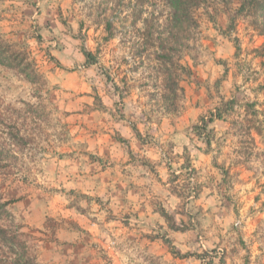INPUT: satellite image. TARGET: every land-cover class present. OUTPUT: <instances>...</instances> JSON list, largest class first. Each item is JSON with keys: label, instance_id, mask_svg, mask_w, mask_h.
I'll use <instances>...</instances> for the list:
<instances>
[{"label": "rangeland", "instance_id": "374dc122", "mask_svg": "<svg viewBox=\"0 0 264 264\" xmlns=\"http://www.w3.org/2000/svg\"><path fill=\"white\" fill-rule=\"evenodd\" d=\"M199 4L196 11L188 8L193 20L185 19L180 27L173 19L168 0H60L54 9H42L40 0H0V38L22 49L18 40L31 33L34 47L44 43L46 33L59 28L60 35L50 36L48 40L50 44H57L62 59L73 66L71 70L87 67V64H80L86 59L81 40L89 37L94 44L91 37L103 33L105 42L113 50L119 49L121 67L116 71L122 73L124 81L134 82V98L143 104L149 121L152 116L157 117L159 134H154L149 143L162 151L165 145L173 144L168 136L174 127L179 128L189 119L201 121L222 108L226 101H235L222 120L206 128L208 146L215 143L216 154L211 160L207 152L195 159L186 155L178 161L179 168L175 172H171L174 164L170 160L159 170V176L167 185L163 192L126 168L124 171L116 168L113 173L99 167L100 158L94 154H86V163L80 164L78 158H72L75 154L57 148L59 155L45 163L50 169L63 172H78L83 167L85 173H78L83 183L68 181L60 187L53 181L43 198L36 199L49 213L42 218L44 223L63 221L62 224H66L67 229L58 233L59 238L76 243L66 254L80 259L82 264H100L101 261L116 264L110 259L112 250L97 235L101 222L107 226L103 231L110 229L126 236L132 244H138L143 249L138 253L143 257V264H264V150H261L264 146V119H261L264 117V36L258 28L261 20L235 15L238 0H200ZM103 10L114 26L111 39H106L103 15H99ZM32 60L46 83L52 81L47 61L39 55ZM178 64L185 68L184 71H179ZM172 81H177L179 90L176 93L171 89ZM21 86V104H40L32 103L29 97L40 101L43 87L24 80ZM56 87L63 89L54 98L60 112L47 111L46 106L40 104V112L47 119L45 122L52 128H59L50 135L62 142L65 129L72 126L68 130L78 140L86 139L89 148L111 140V155L119 160L127 141H122L120 148L116 142L123 140L126 133L116 131L112 137L107 131L102 136L99 134L97 125L107 128L104 113L100 111L107 109L101 105L99 94L92 97V93L97 92L96 87L89 91L87 82L75 72L65 73ZM208 90H215L217 96L222 90V99L213 98ZM206 92L209 99L204 100ZM71 93L76 94L75 98ZM187 97H195L197 107L185 113L181 120L182 100ZM73 99L75 103L71 102ZM61 116L63 124H60ZM85 124L91 132L86 131ZM104 154L108 156L107 149ZM65 155L69 158L65 159ZM221 159L222 168L219 166ZM114 164L115 161L112 167H116ZM206 167L212 176L205 171ZM11 173V168L0 169L4 177ZM140 186L152 197L150 202L144 201ZM105 188L112 192L107 202ZM157 188L164 186L157 185ZM120 192L124 193V198L119 197ZM165 203L171 211H163L160 206ZM90 212L93 214L89 215ZM146 212L159 215L162 221L159 227L167 229L164 237L147 227L143 233L135 231L133 220L137 224L142 217L147 220ZM163 214L170 220L167 221ZM83 233H86L83 241L79 242L77 238ZM175 240L181 242V249L170 246ZM98 245L104 253L99 261L94 251Z\"/></svg>", "mask_w": 264, "mask_h": 264}, {"label": "clouds", "instance_id": "9594fccd", "mask_svg": "<svg viewBox=\"0 0 264 264\" xmlns=\"http://www.w3.org/2000/svg\"><path fill=\"white\" fill-rule=\"evenodd\" d=\"M58 3H60V0H52V2L40 0L39 6L42 9L46 7L54 9ZM8 7V5H5V8ZM9 11L11 12L12 9L9 8ZM64 31H67V29H64ZM60 32L61 29L54 28L52 32L46 33L43 44H38L34 47V37L31 33L21 36L17 43L22 46V49H26L30 53L29 59L19 67L15 65L10 67L0 65V141L7 142L13 154L20 161L19 170L12 169V173L7 175V177L0 175V185H2L0 187V229L7 231L9 235L14 234L19 239H26L28 245L27 259L31 261V264H72L73 261L76 264H82L80 259L70 253L66 254L69 247H75L76 243L67 238H59L58 233L67 229L66 224H62L63 221L59 224L44 223L42 218L48 216L49 213L42 209L40 201L36 199L38 196L43 198L46 190L52 187L53 181L60 187H64V184L68 181L73 183L81 181L83 183L82 176L78 175L80 171L85 173L83 167L78 172H63L59 169L52 170L45 163V161L50 162L53 157L59 155L57 148H62L66 152L75 154L74 156L72 155V158H78L80 164L86 163L84 159L86 154H94L100 158L97 161L99 167L113 173L116 172V168L121 171L126 168L128 172H133L135 175L145 178L148 185H152L155 190L162 192L167 188V185L159 176V170L164 168L170 160L174 164L171 172H175L179 168L178 161L181 158H185L186 155L195 159L197 156L207 152L208 159L211 160L216 154V144L213 143L209 147L207 143L206 121L189 119L187 123H183L179 128L174 127L168 136V139L173 144L165 145L163 151L158 146L150 144V138L153 139L154 134H159L156 131L157 117L152 116V120L149 121L148 115H145L147 111L144 109L143 104L134 98L136 95L132 91L135 87L134 82L131 79L124 81L122 73L116 71L118 67H121L119 63L120 57L117 54L119 49L113 50V47L103 39V33H96L91 37L94 44L90 42L89 37H86L85 40H81V45L84 49L83 54L86 59L80 61V64H87V67L71 70L73 66H70L62 59L63 54L57 44H50L48 40L50 36H59ZM36 55L43 57L47 61V68L50 70L53 79L43 85L44 95L40 101L32 100L31 97H29V100L32 103H40L46 106L47 111L60 112L54 98H56L57 92L62 93L63 89L57 88L56 85L64 78L65 73L75 72L78 78H82L87 82L89 91H91L93 86L96 87L97 92H93L92 97L99 94L101 105L107 109L106 112L100 111L104 113V124L107 125V128H100L97 125L99 134L102 136L107 131L108 135L112 137L116 131L126 133L123 140L116 142L120 148L122 141H127L126 144H123L122 156L119 160L111 155V140L102 146L93 144V147L89 148L86 139L80 141L75 134L68 130L72 126H68L65 129L62 142L57 141L55 136L50 135V133L59 131V128H52L47 122H42V119H37L20 103L23 99V88L21 85L23 80L30 73H33L37 67V65L31 63L32 58ZM208 91L211 92L212 97L215 99H222L223 97L222 90L219 96L216 95L215 90ZM70 95L73 98L76 96L75 93ZM63 98L67 99V97ZM206 99H209L207 92L204 96V100ZM71 102L75 103V99ZM89 102H91V99ZM182 103H184V108L180 112L181 120L184 119L185 113L197 107L195 97H187L182 100ZM203 106L204 101L201 100V107ZM94 107L95 104L93 105ZM91 112H88V114L90 115ZM25 116L28 118L27 124H25ZM261 119H264V117H261ZM63 123L64 120L61 116L60 124ZM80 123L83 124L84 121L82 120ZM22 125L24 126L22 127ZM133 125H135V130H133ZM85 129L91 132V129H88L86 124ZM21 138L24 139V144L17 142ZM185 148L187 149L186 152ZM106 149L109 153L108 156L104 154ZM261 150H264V146L261 147ZM165 152L168 153L166 157L163 156ZM177 153H180V155H177ZM68 158L65 155V159ZM114 161L116 167H112ZM137 161L140 162L137 163ZM219 166L221 168L223 166L222 159ZM93 167L99 172V168L96 165H93ZM205 171L209 176L213 175L208 167L205 168ZM25 178L26 182H24ZM157 185H163L164 188H157ZM108 187H111V184ZM104 192L107 193L104 196V200L107 202L112 196V192L108 191V188H105ZM139 192L143 194L145 202L151 201L152 197L143 186H140ZM118 195L120 198H124L123 192L118 193ZM21 197H23L22 200ZM164 199L167 200V196H164ZM176 203H179V201ZM107 207L105 211H107ZM160 207L163 211H171L167 203ZM88 214L92 215L93 213L90 212ZM145 216L148 219L144 220L142 217L139 224L133 220L132 226L135 231L143 233L147 227L149 231L155 230L161 237H164L167 229L159 227V223H162L159 220V215L153 216L150 212H146ZM178 222L179 220H177ZM61 224L62 227L60 226ZM106 227L101 222L100 231L97 232V235L104 241V245L112 250L113 256L110 259L114 260L116 264H143V257L138 256V253L142 252L143 249L138 244H132L131 241H128L126 236L117 235L110 229L103 231ZM22 234H26V236ZM85 234L83 233L81 237L77 238L79 242L83 241ZM130 244L131 247L129 246ZM170 246H174L176 249L182 248L179 240L173 241ZM101 247V245H98L94 250L97 261L104 254L100 250ZM18 251L13 253L4 248L3 253H7V257L0 253V260L6 258L8 264H13L18 259ZM100 264H104V262L101 261Z\"/></svg>", "mask_w": 264, "mask_h": 264}, {"label": "trees", "instance_id": "16d2710c", "mask_svg": "<svg viewBox=\"0 0 264 264\" xmlns=\"http://www.w3.org/2000/svg\"><path fill=\"white\" fill-rule=\"evenodd\" d=\"M171 9L173 10V19L177 20L181 24L185 19L191 18V14H188V8L190 7L191 11H196L199 7L200 0H168ZM239 5L237 6L234 14L237 16H243V17H252L257 20H261V22L258 24V28L261 32V35L264 36V0H238ZM103 19L102 24L104 26V29L107 33L106 39H111L114 36V26L112 25V22L109 20V16L106 15V10H103ZM193 20V18H191ZM84 55V54H83ZM86 58V57H85ZM29 59V52L19 49L16 45L9 43L7 41H4L2 38H0V65H3L5 67H10L12 65H15L16 67H19L20 65L24 64L26 60ZM32 64H35L34 61H31ZM179 71H184V67L178 64ZM178 73V72H176ZM176 77H180V74H176ZM27 83L33 85V86H41L46 83V80L44 79L43 75L38 72L37 68L34 69L33 73H30L28 77L24 79ZM171 89L174 93H176L177 90H179L177 81H172ZM174 87V88H173ZM38 98V96H35ZM26 109L28 112H30L32 115L36 116L37 119H42L43 121H47L45 114H41V108L40 104H25ZM235 105L234 100H228L225 103H223V110L222 108L216 109L214 112L209 113V116L207 118H202L201 121H206V128L209 124H212L216 120H222L224 115L229 113L230 110H232V106ZM248 107V105H247ZM252 107V106H250ZM27 117H24L25 124H27ZM24 125H22L23 127ZM27 131V129H26ZM20 144H24V139H18L17 141ZM8 168L11 169H17L20 168V161L17 156L13 154V151L9 147L7 142L0 141V169L6 170ZM10 215V214H9ZM163 217L167 219V221L170 220V218L163 214ZM172 227V226H171ZM25 235L26 234H22ZM27 242L26 239H19L17 236L9 235L7 231H4L0 229V253L4 254L5 257H7V253H3V249L7 248L9 252L16 253L18 251V259L13 262V264H31V261L27 259ZM0 264H8L7 259L0 260Z\"/></svg>", "mask_w": 264, "mask_h": 264}]
</instances>
